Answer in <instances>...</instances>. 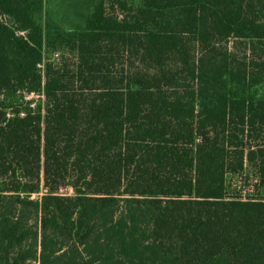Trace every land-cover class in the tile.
I'll list each match as a JSON object with an SVG mask.
<instances>
[{
	"label": "trees",
	"instance_id": "obj_1",
	"mask_svg": "<svg viewBox=\"0 0 264 264\" xmlns=\"http://www.w3.org/2000/svg\"><path fill=\"white\" fill-rule=\"evenodd\" d=\"M50 3L0 0V264H264V0Z\"/></svg>",
	"mask_w": 264,
	"mask_h": 264
},
{
	"label": "rangeland",
	"instance_id": "obj_2",
	"mask_svg": "<svg viewBox=\"0 0 264 264\" xmlns=\"http://www.w3.org/2000/svg\"><path fill=\"white\" fill-rule=\"evenodd\" d=\"M53 2L55 3V6L57 9H58V6L66 7L65 12L70 14L69 11L70 9H72L71 4L75 2V0H51V3H50L51 6ZM106 11L107 12L111 11L108 5H107ZM109 13H113V12H109ZM68 14L66 16L67 18H68ZM71 17L73 19V16ZM63 58H65V60H67L70 63V65L75 61L73 54L60 51V50L59 51L57 50L52 53L46 51L44 59L46 61L49 60V61L54 62L55 64H58L62 61ZM40 67H43V66L41 65ZM30 97L37 99L39 96L32 95ZM256 182L257 180L255 178L254 172L250 168L247 167L246 170L241 174H238L236 176L229 175L228 192L232 196L240 195L242 198H246L250 196L260 197V195H262V192L258 190Z\"/></svg>",
	"mask_w": 264,
	"mask_h": 264
}]
</instances>
